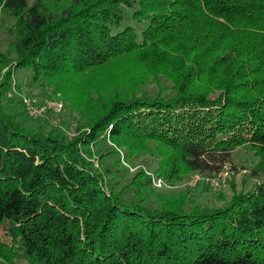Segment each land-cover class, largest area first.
Segmentation results:
<instances>
[{
    "label": "trees",
    "instance_id": "obj_1",
    "mask_svg": "<svg viewBox=\"0 0 264 264\" xmlns=\"http://www.w3.org/2000/svg\"><path fill=\"white\" fill-rule=\"evenodd\" d=\"M0 19V264H264V0H0ZM100 69L127 82L80 101ZM13 73L63 95L76 134L26 123ZM108 139L173 183L245 148L256 182L155 201L145 169L96 165H120Z\"/></svg>",
    "mask_w": 264,
    "mask_h": 264
},
{
    "label": "rangeland",
    "instance_id": "obj_2",
    "mask_svg": "<svg viewBox=\"0 0 264 264\" xmlns=\"http://www.w3.org/2000/svg\"><path fill=\"white\" fill-rule=\"evenodd\" d=\"M33 2L34 0H30ZM7 23L3 24L0 19V40L3 44L8 43V36L6 30ZM8 68H4L0 74V84L4 79L6 71ZM23 74L17 76L16 73L12 74V85H11V94L19 96L21 99L20 108H16L17 112L21 118L30 125H36L41 128V130H49L50 128H58L61 131L67 132V134L74 136L76 134L75 128L77 125V119L79 115L76 111L68 108L67 101L58 93L56 96H40V93L37 90L31 91L28 87H24L23 91L19 90L18 79L25 81L23 79ZM86 82L83 84L78 99L80 101L86 102L87 99L96 97L98 93L104 92L108 94H114L116 87L118 85H123L127 82L125 74L120 72H113L109 69H100L97 71H91L86 75ZM25 84V83H24ZM61 103L62 108L57 109V104ZM87 104V103H80ZM110 146L116 149L120 165L117 164V156L115 154L109 155L99 162L100 154L96 151L94 161L97 166H103L113 164L119 170H127L129 173H136L142 165H145L149 171H154L155 164L154 158L148 156L144 153H139L130 157L128 150L125 147H118L114 144L113 141L107 140V142H102L101 148H109ZM102 150V153H103ZM110 150V149H108ZM106 151V150H105ZM98 160V162H97ZM255 159L253 158L252 152L245 148H238L233 153V163L228 164V167L233 171V174L226 180L222 181L219 187H214L210 182L206 180H200L198 182H192V174L186 176L185 178L175 181H167L174 185L175 188H156L150 184V199L157 201L158 197L161 196L160 192H168L171 194L172 199L179 200V193L187 192L188 196L196 198L199 202L207 204H216L221 205L222 200L229 199L233 192L241 190L243 187L250 189L253 184L256 182V179L249 176V166L254 163ZM103 164V165H102ZM143 169V168H142ZM152 171V172H153ZM205 177L211 174H205ZM160 176V175H159ZM174 191V192H173Z\"/></svg>",
    "mask_w": 264,
    "mask_h": 264
},
{
    "label": "built area",
    "instance_id": "obj_3",
    "mask_svg": "<svg viewBox=\"0 0 264 264\" xmlns=\"http://www.w3.org/2000/svg\"><path fill=\"white\" fill-rule=\"evenodd\" d=\"M57 109L60 110L62 108V104H57ZM143 169L146 170L147 174L151 177V184L156 188H175L174 185L168 183L164 177L157 175L156 173H153L152 171H149L145 166H141ZM233 174V171L228 167V165L224 166L220 171L213 173L211 175H208V177H205L206 175L200 172H196L192 175V182H198L200 180H206L211 183L214 187H219L221 182L229 178Z\"/></svg>",
    "mask_w": 264,
    "mask_h": 264
}]
</instances>
